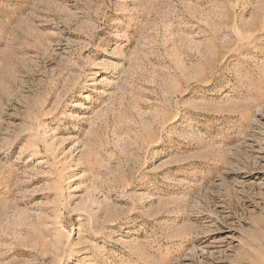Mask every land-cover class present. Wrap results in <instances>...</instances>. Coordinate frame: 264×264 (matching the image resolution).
I'll list each match as a JSON object with an SVG mask.
<instances>
[{
    "label": "rangeland",
    "instance_id": "rangeland-1",
    "mask_svg": "<svg viewBox=\"0 0 264 264\" xmlns=\"http://www.w3.org/2000/svg\"><path fill=\"white\" fill-rule=\"evenodd\" d=\"M0 264H264V0H0Z\"/></svg>",
    "mask_w": 264,
    "mask_h": 264
}]
</instances>
